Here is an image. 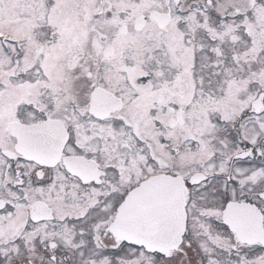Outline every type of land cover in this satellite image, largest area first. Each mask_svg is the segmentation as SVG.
<instances>
[{"label": "snow or ice", "instance_id": "obj_1", "mask_svg": "<svg viewBox=\"0 0 264 264\" xmlns=\"http://www.w3.org/2000/svg\"><path fill=\"white\" fill-rule=\"evenodd\" d=\"M0 264H264V0H0Z\"/></svg>", "mask_w": 264, "mask_h": 264}]
</instances>
